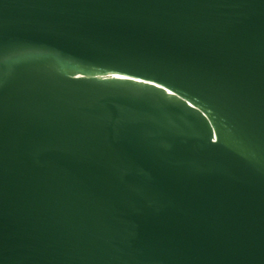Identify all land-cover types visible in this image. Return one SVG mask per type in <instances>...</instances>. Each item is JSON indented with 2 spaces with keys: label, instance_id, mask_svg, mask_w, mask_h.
<instances>
[{
  "label": "water",
  "instance_id": "1",
  "mask_svg": "<svg viewBox=\"0 0 264 264\" xmlns=\"http://www.w3.org/2000/svg\"><path fill=\"white\" fill-rule=\"evenodd\" d=\"M0 264H264V0H0Z\"/></svg>",
  "mask_w": 264,
  "mask_h": 264
}]
</instances>
